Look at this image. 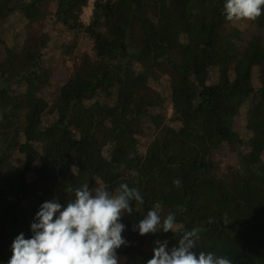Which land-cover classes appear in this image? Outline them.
<instances>
[{
    "label": "trees",
    "instance_id": "1",
    "mask_svg": "<svg viewBox=\"0 0 264 264\" xmlns=\"http://www.w3.org/2000/svg\"><path fill=\"white\" fill-rule=\"evenodd\" d=\"M88 1L0 0V264L42 203L64 206L85 183L143 197L121 218L119 264H146L155 241L171 249L195 227L197 254L264 264V14L93 0L86 23ZM58 65L73 66L62 82ZM152 209L178 231H134Z\"/></svg>",
    "mask_w": 264,
    "mask_h": 264
},
{
    "label": "clouds",
    "instance_id": "2",
    "mask_svg": "<svg viewBox=\"0 0 264 264\" xmlns=\"http://www.w3.org/2000/svg\"><path fill=\"white\" fill-rule=\"evenodd\" d=\"M264 0H224L223 14L229 22H252L264 14ZM132 176H137L135 170ZM179 187V178L173 180ZM107 186L89 188L88 183L75 189L74 199L62 206L57 200L42 203L30 225L31 237L16 236L7 264H119L117 249L126 244L121 223L124 214L134 211L132 202L143 204L135 187L121 183L110 192ZM71 191V189H69ZM174 213L163 219L157 209L149 210L134 225L139 235L178 231ZM201 228L184 231L171 249L167 241H155L151 259L146 264H232L226 257L211 252L194 251Z\"/></svg>",
    "mask_w": 264,
    "mask_h": 264
},
{
    "label": "rangeland",
    "instance_id": "3",
    "mask_svg": "<svg viewBox=\"0 0 264 264\" xmlns=\"http://www.w3.org/2000/svg\"><path fill=\"white\" fill-rule=\"evenodd\" d=\"M92 9H93V0H89L87 5L84 7L83 13H82V20L84 22L86 23L88 22L91 16V13H92ZM250 32H253V28H250L247 34H249ZM72 69H73V66H66V65L56 66L55 72L53 74V80L56 82L64 81L67 78V76L70 74ZM169 114H170V110H169ZM118 259L122 260L123 256H119Z\"/></svg>",
    "mask_w": 264,
    "mask_h": 264
}]
</instances>
